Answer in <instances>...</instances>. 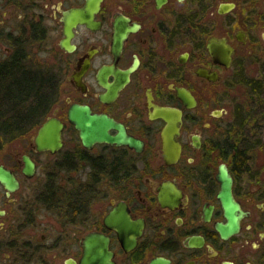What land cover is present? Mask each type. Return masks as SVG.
Wrapping results in <instances>:
<instances>
[{
  "label": "flooded vegetation",
  "instance_id": "obj_1",
  "mask_svg": "<svg viewBox=\"0 0 264 264\" xmlns=\"http://www.w3.org/2000/svg\"><path fill=\"white\" fill-rule=\"evenodd\" d=\"M221 2L229 4L224 11ZM212 37L223 39L228 65L208 48ZM19 60L52 75L49 116L63 122L62 135L75 133L73 149L52 169L83 179L67 180L63 191L56 176L54 184L21 190L33 176L22 172V155L35 170L36 159L19 151L15 166L1 163L18 187L7 191L0 183V264H79L92 232L108 238L112 263L98 264H264V0H0V66ZM247 70L255 71L254 82ZM223 73L226 87L248 88L247 110L224 122L215 92ZM178 87L194 104L183 103ZM72 103L105 115L114 123L111 135L137 144L83 146L67 119ZM154 106L181 110L174 163L163 158L164 121ZM32 138L31 151L61 149L37 151ZM221 164L241 212L226 237L217 228L227 223ZM78 190L82 195H72ZM12 204L19 218H12Z\"/></svg>",
  "mask_w": 264,
  "mask_h": 264
},
{
  "label": "water",
  "instance_id": "obj_2",
  "mask_svg": "<svg viewBox=\"0 0 264 264\" xmlns=\"http://www.w3.org/2000/svg\"><path fill=\"white\" fill-rule=\"evenodd\" d=\"M229 4L221 2L219 11H224ZM208 48L212 51L219 63L228 65L230 55L227 53V48L223 39L210 38ZM201 75H205L212 79H217V74L214 72H207L203 68L199 69ZM177 93L183 103L189 107L194 104V100L190 93L184 88L178 87ZM154 115L163 119L164 124L161 129V147L163 151V158L167 163H174L180 153V144L177 140L179 127L181 123V110L173 106H154ZM68 121L77 130L80 141L83 146L89 148L92 144L101 141L110 143H126L129 145H136L137 141L125 134L111 135L108 131L109 127L114 126V123L103 114L92 113L87 105L72 103L69 106L67 113ZM63 122L56 116H48L38 126L32 141L34 148L37 151L56 152L63 146ZM22 172L30 177L35 170V162L27 155H22ZM220 181V190L218 196L224 208L227 217L226 224H217V228L223 237H226L230 232H234L239 227V204L234 200L231 193L232 179L221 164L217 174ZM0 183L7 191H12L18 187V181L13 172L0 163ZM4 210L0 209V214ZM118 216V215H117ZM109 219H114L115 215H109ZM124 219L123 212L118 216ZM108 238L103 234L92 232L84 237L83 246L85 250L84 257L79 264H98V263H112L110 261V251L107 249Z\"/></svg>",
  "mask_w": 264,
  "mask_h": 264
},
{
  "label": "rangeland",
  "instance_id": "obj_3",
  "mask_svg": "<svg viewBox=\"0 0 264 264\" xmlns=\"http://www.w3.org/2000/svg\"><path fill=\"white\" fill-rule=\"evenodd\" d=\"M220 1L223 0H215L216 4H218V2ZM221 21L222 19L220 17H217V31L219 32L223 30V27L220 25ZM243 73L247 74L244 77L248 81L254 82L255 71L251 72L250 70H247L244 71ZM225 78H226V74L223 73L221 76V80L215 85V92L218 99L216 101V108L223 110V119H222L223 122L233 117V115H238V116L243 115V111L247 110L248 108L247 98L245 96V93L243 92L248 90V88L246 89L244 87H238V86L226 87V82H224ZM51 110L52 107L50 108L47 115L50 114ZM36 129L37 127L35 126L31 128L29 131L24 132L17 136L5 135L0 131V163L6 164L8 166H15L17 164V158H19V151L29 152L37 161V167L35 173L33 174L30 180L23 182L21 190H24L26 186H41L43 184H48V183L54 184V182H56L54 180L55 179L54 176L57 177L58 179L57 182L60 181L58 185L61 186L62 191L64 189V187L62 186L65 184L64 182H66L67 180L72 184L73 182L78 183L79 181H81V179L83 178L79 176L78 172H75L73 170L64 171V172L54 171V169H52L53 165L62 162V158L64 154L70 153L71 150L73 149L74 144L72 143V139L75 133H73L72 129L71 130L67 129L64 132L63 135L65 139L64 145L58 152L54 154H50L48 152L31 151L29 143L31 138L34 136ZM222 132H224V129ZM254 133H255V129H254ZM47 169L52 170L50 176L48 177H46ZM16 194L19 195V190L18 193ZM10 211L12 213V218H19L18 204H12L10 206ZM10 222L13 223L10 226L16 225L14 221H10ZM72 226L73 229L80 231L81 228L80 225L73 224Z\"/></svg>",
  "mask_w": 264,
  "mask_h": 264
},
{
  "label": "trees",
  "instance_id": "obj_4",
  "mask_svg": "<svg viewBox=\"0 0 264 264\" xmlns=\"http://www.w3.org/2000/svg\"><path fill=\"white\" fill-rule=\"evenodd\" d=\"M53 85L52 75L33 70L23 60H19V66L16 61L1 65L0 131L5 135L17 136L38 127L51 108ZM66 159L64 164L73 168L70 158L67 156ZM92 163L94 166L101 165L95 159ZM95 169L98 171L97 167ZM72 195L82 194L78 190ZM74 204L77 207L82 205L80 202Z\"/></svg>",
  "mask_w": 264,
  "mask_h": 264
}]
</instances>
